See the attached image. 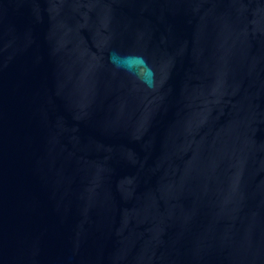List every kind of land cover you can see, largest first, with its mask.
I'll return each mask as SVG.
<instances>
[{"label":"water","instance_id":"water-1","mask_svg":"<svg viewBox=\"0 0 264 264\" xmlns=\"http://www.w3.org/2000/svg\"><path fill=\"white\" fill-rule=\"evenodd\" d=\"M0 264H264V0H0Z\"/></svg>","mask_w":264,"mask_h":264}]
</instances>
